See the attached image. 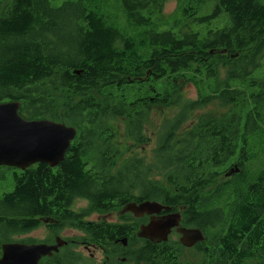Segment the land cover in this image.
<instances>
[{"label": "trees", "instance_id": "trees-1", "mask_svg": "<svg viewBox=\"0 0 264 264\" xmlns=\"http://www.w3.org/2000/svg\"><path fill=\"white\" fill-rule=\"evenodd\" d=\"M167 1L0 0V103L20 101L27 119L77 128L55 167L0 166V246L37 241L17 237L40 216L101 244L106 234L87 215L158 200L181 211L185 225L205 229L203 217L220 221L222 212L233 229L254 223L257 248L241 250L234 264H264V186L244 185L264 182V79L254 75L264 58V0H217L211 15L192 21L193 6L177 0L167 16ZM224 13L222 27L191 24ZM215 103L223 111L206 110ZM157 107L162 118L149 142ZM147 145L148 154H133ZM235 163L241 172L225 176ZM219 232L216 225L201 242L193 264H223ZM164 246L150 247L147 263L173 264Z\"/></svg>", "mask_w": 264, "mask_h": 264}, {"label": "flooded vegetation", "instance_id": "flooded-vegetation-1", "mask_svg": "<svg viewBox=\"0 0 264 264\" xmlns=\"http://www.w3.org/2000/svg\"><path fill=\"white\" fill-rule=\"evenodd\" d=\"M241 119H239V122ZM242 135L238 134L237 139H242ZM252 138V135L248 136ZM241 143V142H240ZM242 145V144H241ZM245 162H247L245 160ZM241 172V168L239 164L235 163ZM238 172V173H240ZM255 183L260 186H264V182H257L256 180L245 183V186L249 188L252 187ZM249 184V185H248ZM249 191L247 193L249 194ZM141 203V201H133ZM129 203V202H127ZM123 204L120 209L112 210L105 213H92L85 217L86 222H90L91 228H96L101 226L102 231L105 232L106 235H103L102 243H93L86 239L85 237L86 231L84 229H73V234L70 236H65L64 231L67 227L60 228L59 231L56 230V227L53 226L56 222H45L46 219L44 216H40L39 219L41 221L40 225L31 230L28 234L35 233H44L45 237L36 239L34 242H43L48 244H55L56 238L61 236L68 241V244L62 247L59 252H54L53 255L44 256L41 259V264H52L51 261L57 255H60L63 259V264H149L147 260L149 259L148 249L152 246L163 247L169 250L170 259L173 264H176L178 260H181V264L187 262L186 264H193L194 259L196 258L194 253H197L200 249L201 242H208L209 234L215 230V226L218 225L220 232L218 235V247H219V256L221 262L223 264H234L236 256L244 250L245 252H253L257 248L256 231L255 224H249L244 228L237 226L235 229L234 221L226 215L225 212H222L221 220L216 223L210 220L205 219L204 225L205 229L193 225L190 223L189 225H185L183 218L180 222V227L187 229H195L199 228L203 231L205 236L204 241L197 242L193 246H186L182 243L181 238L182 234L178 231V227L172 228L171 233L169 234V238L166 241H154L148 238H145L141 235L143 227L147 226L152 220H160L165 215L174 212L171 210H163L159 213L153 214H143L136 215L131 211L122 212ZM243 208H247L243 203ZM251 211V208L247 209ZM264 211V210H263ZM264 212L262 213V215ZM69 229V228H67ZM42 230V231H41ZM68 237H71V240H68ZM35 239V238H31ZM172 241V245L167 243ZM262 246V245H261ZM70 248L71 252L64 251L62 255V251L65 248ZM203 250H208L209 247H203ZM190 252V255L184 257L183 252ZM77 255L79 257V261H71L74 256ZM2 256V249L0 247V257ZM187 259V260H184ZM241 264H256L252 257H245L244 262Z\"/></svg>", "mask_w": 264, "mask_h": 264}, {"label": "water", "instance_id": "water-1", "mask_svg": "<svg viewBox=\"0 0 264 264\" xmlns=\"http://www.w3.org/2000/svg\"><path fill=\"white\" fill-rule=\"evenodd\" d=\"M20 106V101L0 103V166L23 170L38 162L47 163L51 167L57 166L64 160L72 140L77 135V128L47 118L27 119L19 114ZM238 171L239 167L235 165L226 176ZM163 210H171V207L157 200H144L139 204L127 203L122 212L131 211L136 215H143ZM181 220V211L171 212L160 220H152L143 227L141 235L154 241H166L172 228L177 226L182 234L181 241L186 246H193L205 239L203 231L199 228L180 227ZM44 221L50 222L48 219ZM67 243L62 237H57L55 244L5 242L1 245L0 264H40L42 257L53 255Z\"/></svg>", "mask_w": 264, "mask_h": 264}, {"label": "rangeland", "instance_id": "rangeland-1", "mask_svg": "<svg viewBox=\"0 0 264 264\" xmlns=\"http://www.w3.org/2000/svg\"><path fill=\"white\" fill-rule=\"evenodd\" d=\"M185 2H187L189 5L193 6V10L190 11V13H193L194 11H196V14L192 16V18L187 21H192L194 20L196 17H203V16H208L211 15L215 6H216V1L217 0H205L204 3H202L200 0H184ZM178 6V2L177 0H168L165 4L164 7V14L169 16L171 14H173V12L177 9ZM227 22H229V16L224 13L222 14L219 18H214L212 20H210L209 22H199V21H193L191 22L192 26L194 28H205V29H209V28H216V27H222L224 26ZM254 75H256L259 78L264 79V58L262 60V66H260L259 69H257L254 72ZM221 77H225V71L223 70L221 72ZM185 95L189 98H195V96L197 95V90L194 86L192 85H187L185 87ZM218 104H212L210 105L206 110L210 111V112H218V111H223V110H219L218 108ZM156 112H158V114H156ZM156 112H153V119L148 123V125H146L145 127V132L147 135H151L149 136L151 138V140H149V142L155 140L154 137H152L153 133L158 129V127L160 126V120L162 118V114H160V108L157 107ZM145 149L147 150V154L148 152H150V145H147L146 147H144L142 149L141 146H139V149H137V151L133 150L132 152H135L133 154H139L142 155L143 151H145ZM81 205H86V203L84 201H80L77 203V207L81 206ZM214 223H216L217 221H212ZM69 228V229H67ZM66 230L64 231L65 236H70L71 234H73V231H71V227H67ZM42 231V230H41ZM45 235L44 233H35V234H25L22 236H18V239H26V238H35V239H40V238H44ZM184 257H187L190 255V252H183ZM184 260H187L184 258Z\"/></svg>", "mask_w": 264, "mask_h": 264}, {"label": "bare ground", "instance_id": "bare-ground-1", "mask_svg": "<svg viewBox=\"0 0 264 264\" xmlns=\"http://www.w3.org/2000/svg\"><path fill=\"white\" fill-rule=\"evenodd\" d=\"M78 72V71H77ZM76 71H75V73H77ZM80 73V71L78 72V74ZM20 114V113H19ZM21 115V114H20ZM22 116V115H21ZM70 148V147H69ZM68 148V149H69ZM68 151V150H67ZM67 153V152H66ZM66 155V154H65ZM38 163H41V162H38ZM38 163H35V164H33V165H36V164H38ZM45 164H47V163H45ZM47 165H49V164H47ZM32 166V165H31ZM50 166V165H49ZM30 167V166H29ZM28 168V167H27ZM23 170V169H22ZM124 208V207H123ZM123 208H122V210H123ZM48 220H50V222H54L55 220H53V219H50V218H47ZM59 237H61V236H59ZM205 240V239H204ZM203 240V241H204Z\"/></svg>", "mask_w": 264, "mask_h": 264}]
</instances>
